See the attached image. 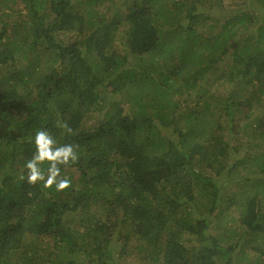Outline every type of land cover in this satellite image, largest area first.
<instances>
[{"label":"trees","instance_id":"16d2710c","mask_svg":"<svg viewBox=\"0 0 264 264\" xmlns=\"http://www.w3.org/2000/svg\"><path fill=\"white\" fill-rule=\"evenodd\" d=\"M122 3L0 0V264H264L263 182L233 216L217 181L264 174L235 157L264 144V0ZM40 129L79 146L65 191L27 182Z\"/></svg>","mask_w":264,"mask_h":264},{"label":"rangeland","instance_id":"374dc122","mask_svg":"<svg viewBox=\"0 0 264 264\" xmlns=\"http://www.w3.org/2000/svg\"><path fill=\"white\" fill-rule=\"evenodd\" d=\"M118 7L115 11H113L112 13H117V12H123L126 10V6L123 5V1L124 0H116ZM108 4V2L106 3ZM105 6V5H104ZM104 6L99 7L100 9H104ZM14 11H10V10H5L6 14H8V16H4V23L8 24V25H14V23H21L23 18L20 17L21 15H17L16 11L17 7H14V5H12ZM3 11H0V14ZM10 15V16H9ZM105 19H110V14L108 16H104ZM101 19V18H100ZM104 19V20H105ZM107 22L109 23V21L107 20ZM97 24V23H96ZM1 31V30H0ZM7 38L1 39V42L6 41ZM118 45V44H117ZM119 50L125 49L123 48V46L119 45L118 47ZM129 62H132L130 65V67H134L135 66V61H132V59H129ZM109 109V105L107 107ZM126 108H128V105H126ZM262 108H257V112L260 111ZM240 143L241 144H245L244 146L242 145L241 147L237 146L235 149L238 150V153L235 155L236 159H244L247 158L249 159L251 156H257L260 155L262 152H264V144L262 143L261 139H257L255 142H252L249 138H240ZM250 145H253L252 147H249ZM247 167H242L240 168V172L236 173V174H232L230 175V178L227 177L226 174H224L222 176V179L217 178V181L219 182V189L221 188V193H222V203H221V209H224V211H230L232 213L233 216H237L238 212L235 210L237 208L240 207L242 201L245 199V197L250 196L252 194V190L255 189V186L252 187V183H250V180H244V182L241 183V177L244 176L245 172L247 171V173L250 175V179H251V168L254 169L257 173V176H254V180L255 182H259L261 184V181L263 182V187H264V174L262 172L257 171L254 167L250 166V164L248 163L246 165ZM228 180H230V183L228 182ZM229 183V184H228ZM263 188H260V190H262ZM263 195L264 196V189H263ZM237 196V197H235ZM235 197V199H237L238 203H236L235 205H233L231 208L230 207V200L233 199ZM87 212H83V211H77V213H74V216L77 218V220L79 222H81V224L83 225L84 222L81 221V217H87ZM98 216L100 215L99 213L97 214ZM103 218H105V214H103L102 216ZM218 221L216 220V218H214L212 220V227L217 225ZM213 233L215 234L216 232L213 231ZM247 253V254H246ZM248 254H254L252 252V250L246 249V252L244 255H248ZM242 255V253L240 252V250L236 249V251L231 255L234 262L233 264H239V260H242L245 256ZM252 257V256H251ZM126 261L128 263L129 260L126 258ZM131 261V259H130ZM132 263L133 264H138L137 260L134 258L132 259ZM131 264V263H130ZM243 264H249L248 261H243Z\"/></svg>","mask_w":264,"mask_h":264},{"label":"clouds","instance_id":"9594fccd","mask_svg":"<svg viewBox=\"0 0 264 264\" xmlns=\"http://www.w3.org/2000/svg\"><path fill=\"white\" fill-rule=\"evenodd\" d=\"M57 127L63 129L67 134L72 133V129L66 122L58 123ZM35 153L25 164L27 170V182L33 186L42 183L45 188H53L58 192L65 191L72 186L69 178L62 176L61 166L67 167L69 164L78 162V145H59L55 136L46 129H40L34 137ZM48 163L47 173L41 167ZM24 177H22L23 179Z\"/></svg>","mask_w":264,"mask_h":264}]
</instances>
